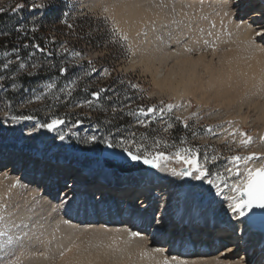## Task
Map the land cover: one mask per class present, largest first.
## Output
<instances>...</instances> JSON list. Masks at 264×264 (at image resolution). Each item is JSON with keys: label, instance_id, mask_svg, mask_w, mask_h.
<instances>
[{"label": "bare ground", "instance_id": "6f19581e", "mask_svg": "<svg viewBox=\"0 0 264 264\" xmlns=\"http://www.w3.org/2000/svg\"><path fill=\"white\" fill-rule=\"evenodd\" d=\"M80 1L90 8L96 5L107 8L106 12L129 38L136 39L137 34L147 28L148 34L138 59L159 93L177 99L193 97L205 103L215 100L219 106L226 108L240 131L249 125L262 142L264 22L252 20L261 11H252L244 20L241 15L246 9L241 7L239 0H128L127 7L125 0ZM243 1L245 4L246 1ZM261 4L264 5V0H260L258 6ZM171 14H176L178 20L172 19ZM195 24L196 28L198 26L196 31L193 29ZM208 25L212 26L213 39L216 33L218 42L228 41L225 49L215 48L218 51L214 52L215 60L203 54L194 55V51L190 50L192 47L201 49ZM192 30L194 34L190 42L177 46L175 51L170 50L169 43L181 33H191ZM165 67L168 69L163 73ZM2 135L0 160L13 153L10 158L17 166L24 161L25 167L20 177L7 169L8 166L0 171V217H3L0 230L6 228L12 237L11 243L5 242L7 237H0V264H54L53 256L57 257L55 264H62L58 259L59 251L73 243L93 256L99 251V264H264V254L257 252L264 250V234L251 228L239 213L229 208L225 210L226 202L213 210L208 205L209 199L200 197L195 185L180 177L172 167L138 165L128 168L130 172L121 171L129 176L141 174L144 183L152 187L149 191L151 196L136 207L124 202L113 206L99 204L98 212L94 210L87 215L77 208L75 197H68L59 187L54 188L53 177L44 183V187L29 185L26 181L29 168L46 164L48 167L56 164L67 166L71 161L80 174L103 169V162L70 156L60 138L30 121H11V126ZM124 164L116 161L109 163L114 167ZM258 164L254 167H259ZM107 169L108 172L113 170ZM115 178L111 183L132 181L118 182L119 178ZM79 215L82 219L93 218L97 222H77ZM104 215L108 220L119 219L121 224H103ZM216 217L222 224L234 223L232 232L240 239L228 246L231 249L200 257L190 256V251L181 257L166 254L167 249L164 248L172 237L169 226L173 221L182 225L193 223L194 228H203L204 224L213 223ZM193 219L199 221L190 222ZM129 224L137 226V231L130 230ZM130 232H136L138 236L130 237ZM97 245L99 249L95 247ZM202 247L206 249L207 246ZM207 248L212 249L211 246ZM240 250L242 252L238 253Z\"/></svg>", "mask_w": 264, "mask_h": 264}, {"label": "rangeland", "instance_id": "374dc122", "mask_svg": "<svg viewBox=\"0 0 264 264\" xmlns=\"http://www.w3.org/2000/svg\"><path fill=\"white\" fill-rule=\"evenodd\" d=\"M17 5L23 7L16 8ZM87 5L84 6L80 0H0V13L7 12L9 15L0 20V140L5 130L11 126V121H30L42 127V124L36 120L11 115L7 105L8 101H5L4 95H2L7 89L13 90L16 83L14 79L21 73H36L41 61L31 58L33 50L30 52L31 54L20 58L21 53L19 51L7 48L5 43H1L3 40L11 38L14 33L28 32L34 34L38 29H42L40 35L47 37L45 46H53L61 56L59 63L63 64L65 68H69V71L64 68L62 72L64 77L61 80L58 78L46 79L45 91L34 93L26 89L23 94L17 92L15 95L20 100L18 110L40 111L44 105L40 97L58 84V94L64 97L60 101L55 98L52 101L55 108L45 110V115L53 114L52 119L60 116L69 119L86 116V118L94 119L102 115L99 126L94 121L89 123L77 122L73 125L64 122L52 130L53 136L64 137L60 139V143H64L70 156L77 159L88 161V158H91L102 164L101 156L104 147L121 142H123L121 147L112 148L123 150V146H127L133 151H137V146H141V153L145 150L164 151L169 156H174V153L180 148H193L197 152L199 163L211 175L202 180L194 179L193 175L183 177L188 183L195 185V190L200 197L204 196L209 199L208 205H211L213 210L225 202V210H227L228 204L231 202L227 197L233 195L230 188L233 180L228 178L226 169L235 168L229 158L233 155L247 156L252 153L264 155V142H260L251 127L247 125L244 127V132L253 137V142L248 146H241L239 144L240 129L238 125L227 113L226 108L219 106L215 100L205 103L193 97L177 99L175 96L159 93V90L153 85L150 74L145 72L138 59V53L141 52L144 39L148 34L147 28L144 27L140 35L137 34L136 39L129 38L127 33L116 25L114 18L104 10L103 5H96L95 8L94 6L90 8ZM14 8H16L15 11H13ZM251 12L247 13L245 10L241 19L245 20L248 17L246 15ZM171 16H173L172 19L178 20L176 14H171ZM196 25L193 28L195 31L198 30ZM211 28L212 26L209 25L205 31L203 28L206 38H204L203 45H200L202 46L201 49L192 47L190 50L194 51V55L196 53L197 55L203 54L205 57L215 60L216 54L214 55V52H218L215 48L218 50L225 49L228 41L222 42L220 40L218 42L216 33L213 39L214 33L212 34L210 31ZM200 29L202 30V28ZM194 30L191 33H181L177 36L175 41L168 44L170 50L175 51L177 46L181 47L183 43L190 42ZM191 53L193 55V52ZM166 69L168 68L165 67L162 70L163 73ZM79 83L85 88L100 92L98 97L103 98L106 106L101 107L95 101L89 104L90 99L77 100L71 106L66 105V101ZM48 85H52V87L49 88ZM131 85H136V87L133 88ZM101 89L103 91H100ZM94 97L97 98V96ZM29 100L31 101L29 102ZM170 103L182 106L173 107L169 112L165 106ZM140 107L145 109L153 107L155 113L142 116L138 112ZM161 108H165V110L160 112L159 109ZM192 113H196V116L187 120L184 119L190 117ZM177 117H180L181 120L178 121ZM229 120L233 122L232 128H229L227 124ZM141 121L143 123H140ZM169 123L172 125L171 128L167 127ZM185 124L188 126L185 127ZM209 128L212 129L211 132L207 131ZM232 129H238L235 137L228 135ZM103 130L110 133L104 136L101 133ZM157 140L160 141L159 148L154 146V142ZM1 149L2 146L0 145ZM262 150L263 152H261ZM214 156L216 159H213ZM121 159L124 160L122 162H125V166H131L128 168L142 165L125 158H113L112 161ZM259 162L254 160L249 163L248 167H254ZM258 165L260 166V163ZM160 166L167 169L172 167V170L177 173H180L184 167L175 159H169ZM243 168L244 165L241 162V171ZM101 170L103 169L100 168V170L95 171L99 173ZM105 171V174L108 175L112 172ZM217 173H222L228 180L227 185H220L223 192L221 196H217V189L208 183L209 180L214 183L218 182L216 181ZM122 174L126 175L114 176L119 178L118 182L121 179H129L132 175H136V173H129L131 174L129 176L125 172ZM32 175L34 174L28 173L27 176ZM212 221L222 222L218 217Z\"/></svg>", "mask_w": 264, "mask_h": 264}, {"label": "snow or ice", "instance_id": "6c2138e0", "mask_svg": "<svg viewBox=\"0 0 264 264\" xmlns=\"http://www.w3.org/2000/svg\"><path fill=\"white\" fill-rule=\"evenodd\" d=\"M125 6H129L128 0H125ZM21 7L23 6H16V8ZM16 8H14L13 11H15ZM104 10L107 11V8H105ZM205 43L207 44V41H205ZM63 71L64 69H61V72ZM93 71L95 70L93 69ZM262 71H264V69H262ZM48 87L51 88L52 85H48ZM131 87L135 88L136 85H131ZM100 91H103V89H101ZM92 95L98 97L100 95V92H94L92 93ZM89 104H91V101H89ZM181 106L182 105H173L170 103L167 104L165 108L170 112L173 107ZM189 107H191V105H189ZM165 108H161L159 109V111L163 112ZM138 112L142 116H147L149 113L154 114L155 109L153 107H148L147 109L140 107L138 109ZM129 114L131 115V113ZM195 116L196 113H192L190 117H186L184 119L187 120ZM24 119H31V117H24ZM176 119L178 121L181 120L180 117H177ZM63 123V119L56 118L52 119L50 123H44L41 126L47 128L49 131H52L55 130L58 125ZM140 123H143V121H141ZM227 124L229 125V128H232L233 122L231 120L227 121ZM187 126L188 125L185 124V127ZM167 127L171 128L172 125L169 123ZM207 131L211 132L212 129L209 128L207 129ZM226 131L228 130L226 129ZM236 131H238V129H232V131L228 132V135L235 137ZM239 136V144L241 146H248L253 142V137L247 135V133L244 131H239ZM63 138V136L60 137V139ZM93 139H95V137H93ZM260 139L262 142H264V135H262ZM122 144L123 142L117 143L115 145L109 144L108 146L121 147ZM159 144V140L154 142V146L156 148H159ZM140 147L141 146H137V151H133L131 148L123 146V151L132 161H142L145 165H150L152 168H159L160 165L165 161L169 159H175L178 163H182L184 165L179 173L181 176L193 175L194 179L202 180L204 177L211 175V173L199 163L197 152L193 148H180L174 153V156H169L164 151L145 150L143 153H141ZM213 159H216V157L214 156ZM229 159L235 166V168L226 169L228 178L233 180V183L230 185L233 195L227 197V199L231 201L228 204V208L231 209L234 213H239L240 216H243L245 214V209H252L253 207L264 208V155H258L256 153H252L247 156L233 155ZM254 160L260 161V166L248 167L249 163ZM241 162L244 165L243 171H241ZM216 181L218 182L214 183L212 180H209L208 183L212 184L213 187L217 189L216 195L221 196L223 192L220 185H227L228 180L222 173H217ZM2 219L3 217H0V220ZM129 236L136 237L138 236V233L130 232ZM0 237H7V240L5 242L11 243L12 237L8 235V231L6 228L4 230H0ZM95 247L99 249L100 246L97 245ZM104 247H111V245H105ZM142 255L147 254L142 253ZM99 256V251H97L96 256H93L91 252L86 253L84 250L80 249L79 245H76L74 243L67 248L61 249L58 253V259L62 262V264H99ZM56 259V256L52 257L54 264Z\"/></svg>", "mask_w": 264, "mask_h": 264}, {"label": "trees", "instance_id": "16d2710c", "mask_svg": "<svg viewBox=\"0 0 264 264\" xmlns=\"http://www.w3.org/2000/svg\"><path fill=\"white\" fill-rule=\"evenodd\" d=\"M8 13H0V20L5 19L8 17ZM42 29H38L36 33L30 34L26 33H14L11 38L3 40L1 43H5L7 48H12L19 51L20 58L26 57L27 55L31 54L30 52L33 50L34 52L31 54V58L36 61H41L40 67L34 74L21 73L19 76L14 79L15 86L13 90L7 89L5 92L2 93L4 95V100L8 101V109L9 113L14 116L18 117H31V120H36L41 124L50 123L52 120L53 114L45 115V110L53 109L55 106L53 105L52 101L55 98L58 101L63 99V95L58 94V84H56L57 89L53 88L48 90L44 96H41L40 99L43 100V106L40 111H33L28 109H21L18 110V103L19 97L15 94L19 92L23 94L24 90L32 91L34 93L45 91L44 83L46 79L49 78H58L63 79L64 74H62L61 69H64L65 66L60 64L61 56L56 52V50L51 47L45 46V40L47 37L40 35ZM66 71H69V68H65ZM11 72V71H10ZM9 72V73H10ZM8 73V74H9ZM6 84L5 82H3ZM98 92L95 89L85 88L81 83L77 84L74 88V91L69 96L68 100L66 101V105H73L77 100H91V102H96L101 105V107L106 106V102L101 99L100 97L95 98L92 93ZM27 101V100H25ZM31 100H29L30 102ZM6 103V102H5ZM58 103V102H56ZM58 106V105H57ZM105 111V110H104ZM102 115L99 117H95L94 119L86 118V116L79 117L76 119H69L67 117H58V119H63L64 122L67 124H76L77 122H85L89 123L94 121L95 124H100ZM127 122V121H126ZM122 123V122H121ZM124 123V121H123ZM103 135H108L110 132L101 131Z\"/></svg>", "mask_w": 264, "mask_h": 264}, {"label": "water", "instance_id": "95a60500", "mask_svg": "<svg viewBox=\"0 0 264 264\" xmlns=\"http://www.w3.org/2000/svg\"><path fill=\"white\" fill-rule=\"evenodd\" d=\"M113 158H118V159L125 158V159L131 160L123 150H116L106 145L103 149L102 156H101V159H102V162L104 163L105 168H116L119 172L130 170L128 169V167H131L129 165L127 166L118 165L115 167L109 165V163H113V162L115 163L114 160L112 161ZM122 161L124 160L122 159L118 160L116 161V163H119ZM134 162L145 165L142 161H134ZM242 217L246 220V222L251 228L257 229L264 234V208L253 207L252 209H245V214Z\"/></svg>", "mask_w": 264, "mask_h": 264}]
</instances>
